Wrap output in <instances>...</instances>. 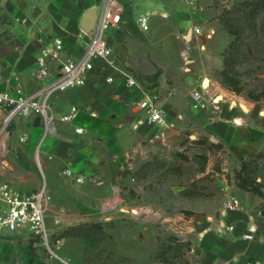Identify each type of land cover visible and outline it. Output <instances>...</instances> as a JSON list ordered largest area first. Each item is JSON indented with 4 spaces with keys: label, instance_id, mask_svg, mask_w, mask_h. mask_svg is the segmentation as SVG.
Instances as JSON below:
<instances>
[{
    "label": "crops",
    "instance_id": "1",
    "mask_svg": "<svg viewBox=\"0 0 264 264\" xmlns=\"http://www.w3.org/2000/svg\"><path fill=\"white\" fill-rule=\"evenodd\" d=\"M121 1L127 4L122 22L107 34V42L114 48L117 61L128 65L141 83L157 89L169 117H181L186 123L191 118L207 122L205 134L214 143L223 144V151L229 154L233 164H239L241 159L258 152L264 146V103L251 99L246 107L233 104L227 108L220 105H217V109L211 107L217 92L223 89L213 74L223 68L224 52L231 42L230 34L219 19L213 18L215 4L219 2L202 0L200 7L194 9L181 0ZM61 7V1L56 7L54 0H0V55H6V72L0 73V89L14 91L21 87L26 95H30L47 85L58 70L57 62H49L51 75L42 79H35L34 75L40 71L38 59L41 49L56 36L64 40L62 59L82 55L90 35L81 29L80 22L86 11L96 6L94 3L81 5L74 26L72 23H62L71 15L63 13ZM96 8L98 11L101 9ZM199 13L203 19L198 17ZM140 16L148 17L145 29L138 24ZM153 21L171 29L169 35L172 34L175 40L187 46L180 52L181 62L178 58L176 62L171 59L174 51L166 41L167 35L153 27ZM196 26L201 27V34L194 32ZM210 31H214L212 36L208 35ZM223 32L229 40L219 49L221 42L215 40ZM217 53L222 54V62L216 66L213 62ZM158 68L161 69L159 73ZM109 75H114V82L107 81ZM207 77L210 85L204 88L203 81ZM30 87L33 90L27 93L25 88ZM194 89L202 91L204 107L196 108L193 105ZM138 96L135 89L126 85L121 74L97 61L84 85L59 92L51 98L52 111L58 116L76 105L79 112L75 119L57 120L56 133L45 138L42 125H34L35 118L17 120L13 134L23 132L19 135L21 142L27 141L31 134H37L41 141V151L45 156L43 167L50 193H55L56 183L64 179V166L72 169L76 175L85 177L95 174L99 160L103 164L104 156L107 160L109 158L113 136L118 138L127 131L131 132L132 143L139 150L144 142L151 148L173 145L174 131L148 123L144 120L143 112L135 108L134 101ZM188 126L187 123L183 129ZM77 127H83L85 132L77 133ZM176 134L180 135V132ZM121 148L125 149L124 146ZM102 151H105V155L99 153ZM3 154L5 152H0V165L7 162ZM216 174L221 184L214 189L217 192L213 195L217 208L203 210L188 207L185 209L194 211V214L188 216L181 213L177 217L181 221L179 229L182 235L191 237L193 242L191 251L185 257L189 264H248V261L264 264V215L258 210L263 198L252 191L229 185L225 174ZM3 175L0 172V176ZM231 190L242 201L243 206L239 211L224 209V202ZM141 209L142 206L140 212ZM218 209L221 211L219 216ZM204 212L208 213V218L212 216L210 220L206 221L205 216L201 215ZM229 224H234L235 229L224 231ZM249 226L256 228L252 239L245 238ZM4 240L6 238H0V264L7 253Z\"/></svg>",
    "mask_w": 264,
    "mask_h": 264
},
{
    "label": "rangeland",
    "instance_id": "2",
    "mask_svg": "<svg viewBox=\"0 0 264 264\" xmlns=\"http://www.w3.org/2000/svg\"><path fill=\"white\" fill-rule=\"evenodd\" d=\"M59 1L62 12L71 15L62 23H72L74 26L81 5L94 3L100 8L105 0H54L56 7ZM121 3L127 10V4L122 1ZM236 4L237 8L231 12L230 7L215 4L213 18L219 19L225 26L224 20L227 17H237L248 9L242 1ZM198 17L203 19L200 13ZM152 23L153 27L167 35L166 41L174 51L171 59L176 62L178 58L181 62L180 52L187 49V46L175 40L172 34L169 35L172 30L168 27L156 21ZM248 23L245 19L242 22L245 25L243 39L233 64V73L241 79L243 90L238 93L225 86L218 70L213 76L223 89L214 97L211 103L213 109H217V105L227 108L230 104L246 107V103L252 101L249 93L264 95V10L249 25ZM203 26L207 28V25ZM228 40L223 32L218 34L215 41L221 42L219 49H222ZM221 62L222 54H215L213 64L217 66ZM5 66L6 55H0V73L6 72ZM159 71L160 68L157 73ZM34 77L36 79V74ZM32 90V87L25 88L27 93ZM220 96L221 100L217 101ZM192 101L196 108L205 105L204 101ZM259 102L264 103V98ZM167 119L165 124L158 126L174 131L172 146L158 145L151 148L144 142L139 150L132 143L131 132L127 131V134H121L118 138L113 136L109 158L107 160L104 156L103 164L99 160L95 166V174L83 176L82 183L64 174V179L56 183L55 193L49 191L51 199L48 224L54 254L28 232L14 233L1 237L6 238L4 243L7 245L6 257L1 264H189L185 255L191 251L193 242L191 237L182 235L179 229L181 221L177 217L181 213L191 216L187 211L192 210L185 209L188 207L203 210L217 208L213 195L217 193L214 190L216 186L220 187L221 184L217 180L216 172L225 174L228 184L237 187H240V179L249 177L251 187L262 193L260 197L263 202L258 205V210L263 214L264 146L254 155L241 159L239 164H233L229 154L223 151L224 148L216 146L220 142L214 143L205 134L204 126L207 122H198L191 118L187 122L188 128L183 129L187 125L185 119L171 118L168 112ZM13 129L14 126L12 132ZM130 130L133 131L132 127ZM177 131L180 135L176 134ZM20 134L12 133L7 149L2 150L7 162H1L0 172L4 175L0 176V182L9 181L20 191L29 192L43 184V180H40L37 155L41 154L43 164L45 156L37 134H31L25 142H21ZM203 139H208V142H197ZM99 153L105 155V151ZM199 154L207 155V158L203 159ZM65 168L64 166L62 169ZM230 192L234 194L233 190ZM218 210L217 216L221 213ZM201 215L205 216L206 221L212 217L208 218L207 212ZM78 226L90 231L91 235L62 237L69 229ZM170 237L178 238L182 242H172ZM188 242L190 250L181 244ZM168 245L173 247L165 250ZM161 247L166 251L162 255Z\"/></svg>",
    "mask_w": 264,
    "mask_h": 264
},
{
    "label": "built area",
    "instance_id": "3",
    "mask_svg": "<svg viewBox=\"0 0 264 264\" xmlns=\"http://www.w3.org/2000/svg\"><path fill=\"white\" fill-rule=\"evenodd\" d=\"M190 8H198L202 0H181ZM220 5L230 7L231 2L244 0H217ZM124 5L120 0H105L101 7L95 27L90 34L89 40L82 55L78 58L67 57L62 59L64 40L60 36L53 38L51 43L41 49L39 56L40 71L36 77L39 79L51 75L49 62L58 63V70L54 78L35 93L26 95L21 87L14 91L0 89V149L7 148V143L12 136V128L17 120L37 116L40 117V125L43 128V138L56 133V121H72L78 115L79 109L72 106L66 113L56 115L51 108V98L73 87L82 86L86 83L88 74L95 68L96 62L101 61L121 74L128 87L135 89L139 96L134 101L135 108L143 112L144 120L150 124L163 125L167 122V110L156 88L141 83L133 74L128 65L120 64L115 56L114 48L107 42L108 32L120 25L123 18ZM138 24L142 29L148 26V17L140 16ZM196 34H201L199 26L194 27ZM214 31L208 33L212 36ZM108 82H114V75L107 77ZM192 98L196 103H203V93L194 89ZM76 132L83 134L85 129L77 127ZM38 168L41 173L43 184L31 192H22L9 181L0 182V238L17 232H28L32 237L51 253H55L51 243V229L48 224V211L51 196L46 181L45 170L40 154L37 155ZM66 176H70L78 183L84 181V177L76 175L69 167L63 169ZM241 199L229 194L224 202L226 211H239L242 209ZM58 222V221H57ZM234 224L224 227V231H233ZM255 227L249 226L245 234L246 239H252ZM248 264H254L248 261Z\"/></svg>",
    "mask_w": 264,
    "mask_h": 264
},
{
    "label": "trees",
    "instance_id": "4",
    "mask_svg": "<svg viewBox=\"0 0 264 264\" xmlns=\"http://www.w3.org/2000/svg\"><path fill=\"white\" fill-rule=\"evenodd\" d=\"M243 4H245L248 9L245 10L244 12H242V15L239 16H229L224 20V28L228 31V33L230 34V36L233 38L231 39V42L229 44V46L227 47V49L224 52V65L223 68L219 71L221 78H222V82L225 86L231 88L232 90L236 91V92H241L243 90V87L241 86V79H239L238 77H236L234 72V62H235V56L238 54V52L240 51V42L243 39L242 34L244 33V28L245 25L242 24L243 20H247L249 23L247 25L250 24V22H252L253 20H255L256 16L262 11L264 10V0H244L242 1ZM238 4L233 5L232 7H230V12L234 11V9L237 8ZM242 19V20H240ZM239 43V44H238ZM249 97L253 100L259 101L261 99L264 98V95H255L253 93H249L248 94ZM198 143H205L208 142V139H203V140H198ZM211 145H213L211 143ZM218 148H222L223 145L222 144H217L216 145ZM199 157L206 159L207 155H203V154H199ZM244 169V167H243ZM240 177V174H239ZM241 178V177H240ZM249 182V183H248ZM250 179L249 177H244L243 179H240L238 185L240 186V188L248 190V191H252L256 194H258L259 196H262V193L259 190H256L254 188L251 187L250 184ZM188 213L192 214V211H187ZM264 214V212H263ZM78 235H85V236H90L91 233L90 231L85 230L83 227L78 226V227H73L71 229H69L67 232L64 233V235L62 237L65 236H78ZM170 239L175 242H182L180 241V239L175 238V237H170ZM182 245H186L187 249L190 250L191 246L190 243H181ZM172 245H168V248L165 250H169L170 248H172ZM164 249H162L161 247V255L164 254L166 251Z\"/></svg>",
    "mask_w": 264,
    "mask_h": 264
},
{
    "label": "water",
    "instance_id": "5",
    "mask_svg": "<svg viewBox=\"0 0 264 264\" xmlns=\"http://www.w3.org/2000/svg\"><path fill=\"white\" fill-rule=\"evenodd\" d=\"M233 5H235V2H231L230 7H232ZM98 14H99V11L97 10V8L92 7L90 9H88L86 11V13L83 15L81 22H80V27L86 34L90 35L92 33V31L95 27L97 18H98ZM34 125L35 126L40 125V117L39 116H37L35 118Z\"/></svg>",
    "mask_w": 264,
    "mask_h": 264
},
{
    "label": "bare ground",
    "instance_id": "6",
    "mask_svg": "<svg viewBox=\"0 0 264 264\" xmlns=\"http://www.w3.org/2000/svg\"><path fill=\"white\" fill-rule=\"evenodd\" d=\"M210 85V79L207 77L206 79H204L203 81V87L207 88ZM221 96L217 98V101L221 100ZM264 113V112H263Z\"/></svg>",
    "mask_w": 264,
    "mask_h": 264
}]
</instances>
